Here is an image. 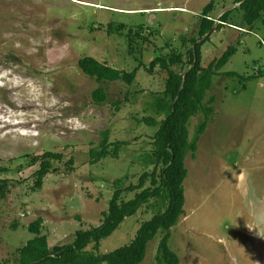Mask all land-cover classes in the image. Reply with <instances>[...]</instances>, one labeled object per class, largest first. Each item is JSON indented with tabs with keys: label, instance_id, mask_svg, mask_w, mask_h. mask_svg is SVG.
Wrapping results in <instances>:
<instances>
[{
	"label": "rangeland",
	"instance_id": "rangeland-1",
	"mask_svg": "<svg viewBox=\"0 0 264 264\" xmlns=\"http://www.w3.org/2000/svg\"><path fill=\"white\" fill-rule=\"evenodd\" d=\"M209 1L0 0V178L8 179L0 199L3 264L17 263L20 247L34 236L30 222L42 218L49 247L69 242L76 230L101 224L116 179L136 184L152 168L143 156L157 128L143 118H163L152 102L164 90L166 71L143 67L131 85L98 83L78 60L91 56L131 71L139 58L148 66L158 54L186 55L182 42L198 38V18ZM235 2L215 0L210 15L216 21L235 8L238 19ZM241 26L215 29L202 46L203 65L229 45L237 50L213 77L206 99L215 97L214 112L197 149L186 156L185 213L168 241L179 264H264V13L252 27ZM99 86L107 92L101 104L91 99ZM203 120L202 112L189 119L190 139ZM103 131L110 142L124 143L116 157L92 164L89 150L99 146ZM47 151L63 157L53 160L36 188L38 163L31 160ZM156 211L143 205L101 241L97 253L130 243ZM163 234L148 242L139 264H163L156 260Z\"/></svg>",
	"mask_w": 264,
	"mask_h": 264
},
{
	"label": "trees",
	"instance_id": "trees-1",
	"mask_svg": "<svg viewBox=\"0 0 264 264\" xmlns=\"http://www.w3.org/2000/svg\"><path fill=\"white\" fill-rule=\"evenodd\" d=\"M235 3H240L237 6L241 12L238 19L232 14L235 10L233 8L223 12L217 24L215 18L210 15L215 7V0H210L206 4L198 18V38H184L182 42L184 47H187L186 55L179 50L169 52L168 55L158 54L148 66L139 58L136 59L138 65L131 71L120 70L91 56H84L78 60L81 71L98 83L121 80L131 85L137 72L143 67L148 72H152L158 66L166 71L164 90L156 93L152 102L155 115L163 118L160 120L148 116L143 118L146 124L157 128L153 135V147L143 156L145 166L152 168L144 171L136 184L125 186L122 179H116L113 182L114 190L108 208L103 211L101 224L89 229L76 230L69 242L49 247L47 237L41 234L42 218L38 217L30 222L28 231L34 236L20 247L15 264H101L102 262L139 264L145 257L148 242L160 230L164 234L157 246V262L179 264V257L169 247L168 241L171 228L178 224L185 213L183 182L187 176L186 156L197 149L199 136L214 112L212 104L215 102V97L209 96L206 99L213 87V77L220 73V69L237 50L236 46L229 45L219 57H214L207 65H203L202 46L209 41L210 35L207 34L213 26L216 25V29L225 24L252 27L264 13V0H236ZM233 22H239L241 25ZM108 25L115 27L113 22ZM120 25L118 28L121 27ZM185 56L188 57L187 61L184 60ZM225 74L232 76L235 73L225 72ZM91 99L97 104L105 102L107 99L105 88L99 86L93 89ZM198 112H202L204 120L198 126L193 139H190L188 122ZM102 137L99 146L89 150V160L92 164L108 156L116 157L120 144L124 143L110 142L107 131L102 132ZM62 157L60 153L47 151L32 158L31 163H38V169L34 172L36 188L41 187L44 177L53 169V160ZM69 162L72 160L70 159ZM7 192L8 179L0 178V199L5 198ZM129 193H134L133 197L124 199V194ZM145 204H152L157 211L149 219L141 222L130 243L108 253H97L101 241L109 237L126 218L136 214ZM89 245H92L93 251L86 249ZM0 264H3L1 259Z\"/></svg>",
	"mask_w": 264,
	"mask_h": 264
},
{
	"label": "clouds",
	"instance_id": "clouds-1",
	"mask_svg": "<svg viewBox=\"0 0 264 264\" xmlns=\"http://www.w3.org/2000/svg\"><path fill=\"white\" fill-rule=\"evenodd\" d=\"M239 4H240V3H237V5H235V7L239 6ZM219 17H220V15L217 17V20H218ZM217 20L215 21L216 24L219 23V20H218V21H217ZM231 26H233V25H231ZM215 27H216V25H215ZM233 27H234V28H237V29H240V30L242 29V27H240V28L237 27V26H233ZM80 127H84V125H80Z\"/></svg>",
	"mask_w": 264,
	"mask_h": 264
},
{
	"label": "water",
	"instance_id": "water-1",
	"mask_svg": "<svg viewBox=\"0 0 264 264\" xmlns=\"http://www.w3.org/2000/svg\"><path fill=\"white\" fill-rule=\"evenodd\" d=\"M216 29L215 26H213V28L210 30V32L208 33L209 35Z\"/></svg>",
	"mask_w": 264,
	"mask_h": 264
},
{
	"label": "bare ground",
	"instance_id": "bare-ground-1",
	"mask_svg": "<svg viewBox=\"0 0 264 264\" xmlns=\"http://www.w3.org/2000/svg\"><path fill=\"white\" fill-rule=\"evenodd\" d=\"M82 3V2H81Z\"/></svg>",
	"mask_w": 264,
	"mask_h": 264
}]
</instances>
